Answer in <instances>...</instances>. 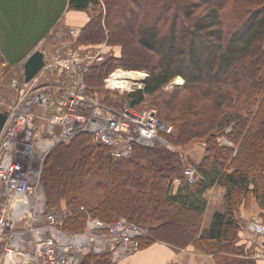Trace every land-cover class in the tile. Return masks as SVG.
Wrapping results in <instances>:
<instances>
[{
	"label": "trees",
	"instance_id": "1",
	"mask_svg": "<svg viewBox=\"0 0 264 264\" xmlns=\"http://www.w3.org/2000/svg\"><path fill=\"white\" fill-rule=\"evenodd\" d=\"M65 6L87 13L81 46L119 48L87 70L86 83L110 94L99 87L114 69L146 72L142 88L116 95L139 110L150 98L172 126L162 133L172 148L137 144L129 158L114 159L86 133L53 148L41 180L48 209L66 212L62 228L81 231L87 214L109 223L123 216L145 229L140 249L162 242L220 256L217 264H256L236 245V214L254 200L264 219V0H0V67L24 62ZM175 77L182 85L166 92ZM196 142L204 152L191 184L182 173ZM213 187L223 189L227 209L203 230ZM81 264L110 257L89 252Z\"/></svg>",
	"mask_w": 264,
	"mask_h": 264
},
{
	"label": "built area",
	"instance_id": "2",
	"mask_svg": "<svg viewBox=\"0 0 264 264\" xmlns=\"http://www.w3.org/2000/svg\"><path fill=\"white\" fill-rule=\"evenodd\" d=\"M61 25L48 32L51 43L43 49L41 71L20 89L17 79L10 84L19 99L6 110L0 132V264H81L77 255L89 252L108 254L116 262L139 251L146 231L123 216L109 223L87 214L81 231L64 230L66 212L47 207L43 161L53 148L81 133L106 145L114 159L129 158L137 144L172 148L159 134H170L172 127H165L154 109L103 103L85 81L87 70L104 59L103 51L76 47L77 29ZM42 75L45 84L33 88ZM109 77L104 89L115 88ZM182 174L191 184L200 177L191 166ZM249 228L261 237L264 257V220L251 217Z\"/></svg>",
	"mask_w": 264,
	"mask_h": 264
},
{
	"label": "crops",
	"instance_id": "3",
	"mask_svg": "<svg viewBox=\"0 0 264 264\" xmlns=\"http://www.w3.org/2000/svg\"><path fill=\"white\" fill-rule=\"evenodd\" d=\"M59 21L58 19L57 23H61ZM63 21H65V19H63ZM203 152L204 147L202 144H197L186 151L185 160L188 164L187 166H193L199 163L203 156ZM42 188L44 190V187ZM222 195L223 189L221 188L213 187L207 191V207L201 223V228L203 230L210 227L211 219L215 212L226 211L227 205L222 200ZM260 213L261 209L258 204L252 200L247 208L241 206L236 214V218L241 226V230L238 233V243L236 245L244 249L245 255L241 256L242 258L253 259L256 264H264V257H259L261 248L258 245L257 237L248 230L247 224L251 216H258ZM218 257L217 260L215 256L203 254L190 246L185 249L175 250L166 243L155 242L121 260L116 262L110 260V264H217L218 261H221V257Z\"/></svg>",
	"mask_w": 264,
	"mask_h": 264
},
{
	"label": "rangeland",
	"instance_id": "4",
	"mask_svg": "<svg viewBox=\"0 0 264 264\" xmlns=\"http://www.w3.org/2000/svg\"><path fill=\"white\" fill-rule=\"evenodd\" d=\"M66 13V14H65ZM65 14V16L63 17V15ZM60 20L59 22L61 23H57V20ZM56 21H53V24L49 27V30L53 27V26H56V25H59V24H63L61 26L63 27H66V26H71V27H74L77 29V42L75 43V46L76 47H80L81 49H94V50H100V51H103V57L104 56H110V55H117V53H119V48L117 46H109L107 45L106 41H103L102 43L100 44H97L95 45L94 47H86V46H81L79 41H78V37H79V28L81 27L82 23L84 21H86L87 19V13L85 12H82V11H70L67 9V7L65 6L63 8V11L61 12L59 18H58ZM63 19H65V21H63ZM63 21V22H62ZM131 22L128 23L127 25L130 26ZM51 43V36L49 35V33H47L45 35V38L40 41L38 43V45L34 48V50L36 49H39V50H42L45 48V50L49 47ZM33 50V51H34ZM22 64L23 62H21L18 66L14 67V68H11L9 69L8 67H0V111H3V110H9V106H12L13 104L17 103L18 99H19V92L18 90H15L13 88H11L10 84L13 80L17 79L18 82H19V87L18 89L22 88V85H23V82H24V78L21 79V74L23 73V67H22ZM6 68V69H4ZM9 69V70H8ZM127 71V72H132V74L134 73H141L143 74V78L141 81H137L135 82L134 84H131L130 86L128 87H124V88H121V87H115L114 89H108L106 88V90H110L111 93L110 94H107V93H102L100 92L101 94H99L98 92V89L97 90V94L99 95L100 98H103L104 96L108 95L109 96V99L113 100V103L115 106H120V105H123L125 103H128V101L124 100L123 96H120V95H116V94H123V93H127V92H130V91H133L135 89H138L139 87L142 88L143 86V83L144 81L146 80V77H147V73L144 72L143 70H126V69H122V68H116L114 69L109 75H111L112 73L114 72H117V71ZM109 75L106 77L108 78ZM105 78V79H106ZM104 79V80H105ZM103 80V83L102 85L99 87V90H105L103 88V86H105V82ZM183 83V79L181 77H175L168 85H166L163 89L168 92V91H171L173 89H175V87L177 86H181ZM45 84V76L42 75L40 76L36 83H33V88H38V87H41ZM87 85L89 87H93L91 85H89L87 83ZM117 92V93H115ZM117 96H120L117 97ZM116 97V98H115ZM108 100V98H107ZM103 101V100H102ZM116 101V102H115ZM103 103H107V102H104ZM155 106V103H151L150 101V98H146V100L144 101V103L140 106V110L142 109H145V108H148V109H154L155 112H156V115H157V110L154 108ZM135 109V108H134ZM139 110V109H137ZM158 117V116H157ZM159 119V118H158ZM162 124L164 125L165 124V127L167 126H171L163 121H161ZM172 127V126H171ZM161 133H159L161 135V138L163 139V141L166 143L167 140L165 139L164 136H162V130H160ZM197 144H202L200 142H196L194 143L192 146H190L187 151L189 149H191L192 147H194L195 145ZM55 150V149H54ZM53 150V151H54ZM52 151V152H53ZM186 153V152H185ZM51 154V153H50ZM46 159V158H45ZM44 159L43 161V164L44 162L46 161ZM44 167V166H43ZM193 167V166H192ZM43 185V184H42ZM65 211V210H64ZM253 217V216H251ZM251 217L249 218L248 220V224H247V228L248 230L253 233L256 237H257V240H258V243H259V240L261 239L260 236H258L257 234H255L254 232L251 231V229L249 228V221L251 219ZM259 217V216H258ZM264 220V219H262ZM259 245V244H258ZM261 255L259 254V257ZM263 257V256H261Z\"/></svg>",
	"mask_w": 264,
	"mask_h": 264
},
{
	"label": "water",
	"instance_id": "5",
	"mask_svg": "<svg viewBox=\"0 0 264 264\" xmlns=\"http://www.w3.org/2000/svg\"><path fill=\"white\" fill-rule=\"evenodd\" d=\"M43 65V53L40 50H34L23 63L24 81H30L33 76L41 69ZM7 119V113L0 111V131ZM80 262L83 261L81 254L77 255Z\"/></svg>",
	"mask_w": 264,
	"mask_h": 264
},
{
	"label": "bare ground",
	"instance_id": "6",
	"mask_svg": "<svg viewBox=\"0 0 264 264\" xmlns=\"http://www.w3.org/2000/svg\"><path fill=\"white\" fill-rule=\"evenodd\" d=\"M143 78V74L127 72V71H117L110 75L108 79V83L112 87H128L131 84H134L137 81H141ZM135 81V82H134Z\"/></svg>",
	"mask_w": 264,
	"mask_h": 264
}]
</instances>
